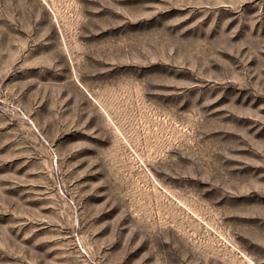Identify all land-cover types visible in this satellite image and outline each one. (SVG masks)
<instances>
[{"label": "rangeland", "instance_id": "374dc122", "mask_svg": "<svg viewBox=\"0 0 264 264\" xmlns=\"http://www.w3.org/2000/svg\"><path fill=\"white\" fill-rule=\"evenodd\" d=\"M0 264H264V0H0Z\"/></svg>", "mask_w": 264, "mask_h": 264}]
</instances>
